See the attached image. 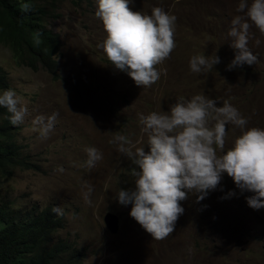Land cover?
Masks as SVG:
<instances>
[{"label":"rangeland","instance_id":"374dc122","mask_svg":"<svg viewBox=\"0 0 264 264\" xmlns=\"http://www.w3.org/2000/svg\"><path fill=\"white\" fill-rule=\"evenodd\" d=\"M75 1L59 0L58 18L48 21L63 45L57 57L59 81L44 70L19 66L12 50L0 43V67L28 108L16 125L18 140L42 168L40 173L17 171L0 184V196L20 208L59 207L66 227L55 239L76 241L86 252L82 264H264V208L250 207L246 197L252 193H242L226 172L204 199L188 193L180 201L184 212L174 232L153 239L130 216L132 205L118 202L121 188H134L136 166L119 151V142L110 143L124 135L130 141L125 147L148 152L140 116L168 111L180 97L197 94L216 99L218 107L228 100L248 121L244 129L226 125L225 151L242 131L264 128V33L250 27L248 47L257 60L229 70L237 50L228 33L231 20L243 15L237 12L239 0H134L129 5L133 11L151 15L159 6L176 17L175 47L156 65L159 79L142 88L107 58V33L95 14L98 0ZM197 54L217 55L220 62L211 71L193 73L190 59ZM53 114L54 127L42 137L33 119ZM89 147L102 154L91 168ZM108 214L118 218L114 233L106 224ZM4 226L0 222V230Z\"/></svg>","mask_w":264,"mask_h":264},{"label":"clouds","instance_id":"9594fccd","mask_svg":"<svg viewBox=\"0 0 264 264\" xmlns=\"http://www.w3.org/2000/svg\"><path fill=\"white\" fill-rule=\"evenodd\" d=\"M133 2L98 0L95 14L107 33L103 50L111 65L127 72L137 86L145 88L159 79L156 65L168 59L175 47L176 17L159 6L152 8L151 15L133 11L129 7ZM237 12L243 15L231 20L228 35L232 38L231 47L237 51L229 70L252 65L257 60L248 47L250 27L254 24L264 33V0H239ZM219 62L217 55L197 54L190 59V69L203 73ZM0 106L11 114L9 122L14 126L21 124L28 113L26 103L13 89L3 91ZM55 118L56 114L47 119L38 115L33 125L39 126L42 137H47ZM139 119L148 135V152L144 147L134 152L125 147L130 141L124 135H116L110 143L119 142V151L136 166L132 171L136 177L134 188H121L118 202L132 205L130 216L153 239L163 240L174 232L175 223L184 212L180 201L186 200L188 193L197 194L198 201L204 199L217 189L225 172L242 193H252L246 197L250 207L264 208V128L253 126L242 131L225 151L226 125L244 129L248 123L228 100L218 107L216 99L203 94L190 99L180 97L170 110L153 111ZM86 152L89 168L102 159L94 147ZM52 211L61 214L59 207H53Z\"/></svg>","mask_w":264,"mask_h":264},{"label":"trees","instance_id":"16d2710c","mask_svg":"<svg viewBox=\"0 0 264 264\" xmlns=\"http://www.w3.org/2000/svg\"><path fill=\"white\" fill-rule=\"evenodd\" d=\"M83 0H77L78 5ZM59 0H0V43L8 46L19 66L46 71L53 81L61 79L57 57L61 37L48 27L58 18ZM27 5V7H25ZM10 89L9 74L0 67V92ZM11 114L0 106V184L17 171L42 172L27 145L19 142V129L9 122ZM53 207L20 208L0 196V264H82L86 252L76 241L55 239L66 227Z\"/></svg>","mask_w":264,"mask_h":264},{"label":"water","instance_id":"95a60500","mask_svg":"<svg viewBox=\"0 0 264 264\" xmlns=\"http://www.w3.org/2000/svg\"><path fill=\"white\" fill-rule=\"evenodd\" d=\"M106 224L113 233L118 230V218L113 214H108L105 218Z\"/></svg>","mask_w":264,"mask_h":264}]
</instances>
